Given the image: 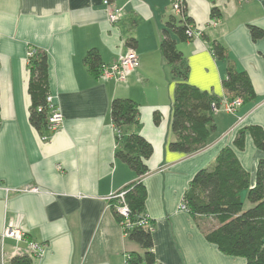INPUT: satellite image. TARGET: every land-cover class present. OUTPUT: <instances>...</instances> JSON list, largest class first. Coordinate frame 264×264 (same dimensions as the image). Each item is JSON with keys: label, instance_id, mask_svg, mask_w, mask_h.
<instances>
[{"label": "crops", "instance_id": "obj_1", "mask_svg": "<svg viewBox=\"0 0 264 264\" xmlns=\"http://www.w3.org/2000/svg\"><path fill=\"white\" fill-rule=\"evenodd\" d=\"M109 1L122 11L115 26L103 0H0V264L29 254L27 241L3 236L7 226L44 246L35 264H126L130 253L142 252L110 209L109 197L137 180L116 157L123 143L110 113L115 98L139 105L138 124L125 127L124 134H140L153 146L142 180L158 263L247 264L208 242L200 220L181 206L195 174L211 167L223 148L234 147L242 129H264V37L254 40L250 32V26L264 31V0H183L193 32L178 43L189 66L188 83L219 99L215 132L193 154L169 149L176 139V82L160 43L174 15L171 0ZM213 8L220 19L212 18ZM130 38L135 48L127 44ZM214 41L226 48L228 61L214 56ZM31 48L48 56L50 94L64 117L55 132H39L29 121ZM92 50L102 64L133 51L139 66L123 83L97 78L86 64ZM230 64L248 74L256 95L235 114L224 111L230 97L223 79ZM236 154L254 186L264 150L246 132L245 148Z\"/></svg>", "mask_w": 264, "mask_h": 264}, {"label": "trees", "instance_id": "obj_2", "mask_svg": "<svg viewBox=\"0 0 264 264\" xmlns=\"http://www.w3.org/2000/svg\"><path fill=\"white\" fill-rule=\"evenodd\" d=\"M186 11L183 3V16L174 14L169 17L160 49L169 66L170 77L176 82L172 122L176 139L169 144V149L193 154L206 147L215 132L213 106L219 105V99L188 83L189 66L178 49L179 42L187 41L193 35L192 20ZM211 16L214 20L220 19V10L213 8ZM250 32L254 40L264 37V31L256 26H250ZM127 44L135 48L137 41L130 38ZM29 52V121L37 131L42 132L47 130L50 112L47 102L50 94L48 56L45 51L36 48H31ZM212 52L219 61L229 59L226 48L217 41L212 43ZM86 64L90 73L100 78L102 62L97 51L88 53ZM223 87L230 100L241 98L244 102L256 97L248 74L232 64L228 66ZM110 113L118 131V142L123 143L116 157L127 164L137 177L136 181L121 190L125 191L124 202L129 209L127 218L118 210L121 202L110 200L112 215L124 235L142 250L141 253H130L126 264H159L154 253L153 223L146 214L148 192L142 180L149 172L146 161L153 154V146L140 134H124L125 127L139 122V105L135 101L115 98L111 102ZM154 119L159 120L157 112ZM246 132L252 136L255 146L264 150L262 127L252 125L242 129L234 142L235 148H223L211 167L195 174L183 203L188 213L200 220L206 240L216 245L223 254L243 258L247 264H264V159L258 163L256 182L251 186L250 174L236 154V150L245 148ZM243 192H246L245 198ZM205 218L207 220L203 222ZM6 264H35V259L29 254H17Z\"/></svg>", "mask_w": 264, "mask_h": 264}, {"label": "built area", "instance_id": "obj_3", "mask_svg": "<svg viewBox=\"0 0 264 264\" xmlns=\"http://www.w3.org/2000/svg\"><path fill=\"white\" fill-rule=\"evenodd\" d=\"M103 4L107 8L108 13V22L110 25H117L122 19V11L118 8L112 7L109 0H103ZM173 12L176 16L182 15V6L183 0H171ZM183 16V15H182ZM33 53V52H32ZM31 53L29 52L28 56ZM139 66V60L137 55L131 51L121 59L111 64H102L100 77L105 80H112L117 83L126 82L128 77L136 71ZM47 102L49 104L50 112L48 116L47 129L50 132H55L63 123L64 117L60 110V108L54 103L53 97L51 94L47 97ZM243 100L241 98H236L234 100H230L226 102L224 111L229 114H235L238 108L242 105ZM219 111V107L217 105L213 106V112ZM116 133L118 131L116 130ZM46 139V137H44ZM125 191H119L112 194L109 199H117L121 202L118 210L121 215L124 217H128L129 209L128 206L124 202ZM181 210L188 211V208L184 203H182ZM145 221V220H144ZM144 221L141 223L146 224ZM4 237L11 238L16 242H26L29 248V255L33 258H39L44 252V246L34 241L27 240L26 234L23 230L18 228L7 226L3 233Z\"/></svg>", "mask_w": 264, "mask_h": 264}]
</instances>
